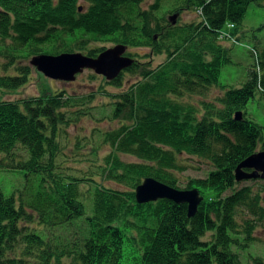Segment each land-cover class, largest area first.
Listing matches in <instances>:
<instances>
[{
  "label": "trees",
  "instance_id": "16d2710c",
  "mask_svg": "<svg viewBox=\"0 0 264 264\" xmlns=\"http://www.w3.org/2000/svg\"><path fill=\"white\" fill-rule=\"evenodd\" d=\"M254 1L156 0L142 10L144 0H0V55L6 60L0 75V170L25 174L19 194L0 190V264H241V251L257 240L254 233L264 222V187L238 188L235 180L238 165L264 150V126L246 113L256 92L264 91V48L253 56L242 87H221L217 98H205L230 62L220 34L237 42L245 38L243 20ZM188 10L200 14L197 21L173 25L163 16ZM254 30H264V23ZM253 42L261 44L256 36ZM91 43L147 48L166 60L155 68L135 61L108 82L121 88L126 75L137 78L111 96L117 100L112 119L120 126L104 134L110 152L95 165L93 149V158L82 162L94 164L79 177L64 172L73 168L62 166L67 158L60 144L79 114L69 112L78 99L51 88L19 101L4 100V94L30 81L33 69L21 59L76 51L95 58L104 49H90ZM10 68L15 75L7 74ZM181 154L213 167L183 189H197L203 197L195 217H188L187 204H138L135 189L145 178L180 190L176 173L186 170ZM96 176L126 189L108 188ZM78 222L79 240L62 245ZM248 260L264 264V257Z\"/></svg>",
  "mask_w": 264,
  "mask_h": 264
},
{
  "label": "rangeland",
  "instance_id": "374dc122",
  "mask_svg": "<svg viewBox=\"0 0 264 264\" xmlns=\"http://www.w3.org/2000/svg\"><path fill=\"white\" fill-rule=\"evenodd\" d=\"M156 0H144L141 5L142 10L147 9ZM82 5L83 2H81ZM166 10V6L164 7ZM175 14L166 13L163 14L167 19ZM198 20V14L193 11H182L177 15L176 23L183 25L185 23H190ZM262 23H264V0H257L252 2L246 11L243 20V30L245 32V38L241 39L239 44H232L231 42L224 43L226 48H229V58L230 62L227 63L220 72V76L217 83V88L212 87L208 94L206 95V100L212 101L217 98L222 93L221 87L226 88H240L242 87L247 79L251 68L255 65V59L249 52L248 46L253 47L256 52L259 53L260 47L264 48V30L258 31L257 29ZM228 30V28H226ZM226 30V31H227ZM253 36H256L261 44L253 42ZM10 44V41L6 42ZM262 45V46H261ZM114 45L110 43L106 44H95L91 43L88 47L98 48V49H108ZM74 53H81L76 51ZM83 54V53H82ZM126 54H130L136 62L141 64L150 63L152 68L157 67L166 60L165 55L153 56L151 51L147 48H127ZM85 55V54H83ZM30 59H21L19 62L21 65L29 66ZM6 60L0 55V75L5 74L3 71V65ZM30 77L29 83L16 90L15 92H6L4 94V100L8 101H19L26 100L32 97H37L45 89L53 90L54 92L63 91L66 95L77 98L79 102H75L69 109L71 116L74 113H79L74 115V120L71 121L70 125L65 128V135H61L60 144L63 148V153L66 155L67 161H62V166L72 167V171L64 172L66 174H77L81 177L82 173L89 172L88 169L94 163L82 162L84 159L93 158L91 152L93 149H98V158H93L95 160V165L100 164V160L105 155L110 152V146L104 145L102 143L104 134L112 130L117 129L120 124L117 119H112L114 104L117 101L111 96L118 95L119 93L129 89V87L136 81L137 78L126 75L123 80L121 88H115L108 84V81L95 74L92 70H84L81 74L76 76L73 82H63L48 79L40 73L34 67ZM7 74L15 75L13 68H10ZM195 102L200 100L201 97H195ZM82 113V114H81ZM247 117L255 121L260 126H264V91L259 90L256 92V96L252 99L246 109ZM78 146V151H75L76 146ZM262 151V150H261ZM260 152V151H259ZM121 159L125 162H137V159L131 156L120 155ZM77 159V162L74 160ZM178 161L180 165L184 166L186 170L182 173H176L178 178V187L183 190L190 179H204L210 171L213 170L211 164L203 159L189 156L186 154L178 155ZM78 171V172H76ZM75 174V175H76ZM98 183H102L104 186L124 191L126 188L115 184L111 181H103L99 176L95 177ZM242 188L245 186H252L255 192L261 190L264 187V183L260 180L254 183L252 180L239 182ZM25 186V174L22 172H8L0 170V190L10 195L12 192L19 194L24 190ZM88 187H84L83 191L86 192ZM86 196L88 195L85 193ZM262 198H264V193H262ZM264 206V204H263ZM29 211V210H28ZM30 212V211H29ZM77 225L73 226L72 229L67 234V240L62 241V245H66L75 239L79 240L80 232L79 222ZM32 226L39 228L41 232H46V228H41L37 226L36 223ZM53 232L54 230L51 229ZM50 233V232H49ZM256 241L249 246L246 250L241 251L240 261L241 264H251V260H248L252 255L254 257H264V222L254 233ZM54 239V235H51ZM79 237V238H78ZM76 241V240H75ZM54 242V241H53ZM57 244V242H54ZM69 260H64L63 264H68ZM28 264H32L28 260Z\"/></svg>",
  "mask_w": 264,
  "mask_h": 264
},
{
  "label": "water",
  "instance_id": "95a60500",
  "mask_svg": "<svg viewBox=\"0 0 264 264\" xmlns=\"http://www.w3.org/2000/svg\"><path fill=\"white\" fill-rule=\"evenodd\" d=\"M79 12H82V7L79 8ZM176 18L177 14L169 18L173 25L176 23ZM126 50V46L118 44L103 50L95 58L82 53L43 54L33 57L30 60V66L44 77L55 81L73 82L84 70H92L107 81H113L134 63V59L126 55ZM241 118L242 113H237L236 120ZM235 180L237 182L264 181V150L251 155L238 165L235 170ZM135 199L140 205L159 200H169L179 205L187 204L189 218L195 217L203 201L197 189H175L151 177L145 178L135 189Z\"/></svg>",
  "mask_w": 264,
  "mask_h": 264
},
{
  "label": "bare ground",
  "instance_id": "6f19581e",
  "mask_svg": "<svg viewBox=\"0 0 264 264\" xmlns=\"http://www.w3.org/2000/svg\"><path fill=\"white\" fill-rule=\"evenodd\" d=\"M232 26H230V28H231ZM240 42H237L236 44H239Z\"/></svg>",
  "mask_w": 264,
  "mask_h": 264
}]
</instances>
